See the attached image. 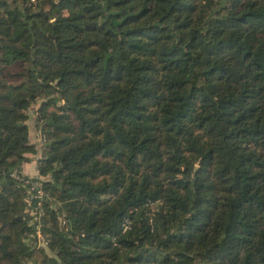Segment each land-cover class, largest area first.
Segmentation results:
<instances>
[{
  "label": "trees",
  "instance_id": "1",
  "mask_svg": "<svg viewBox=\"0 0 264 264\" xmlns=\"http://www.w3.org/2000/svg\"><path fill=\"white\" fill-rule=\"evenodd\" d=\"M0 264H264V0H0Z\"/></svg>",
  "mask_w": 264,
  "mask_h": 264
},
{
  "label": "built area",
  "instance_id": "2",
  "mask_svg": "<svg viewBox=\"0 0 264 264\" xmlns=\"http://www.w3.org/2000/svg\"><path fill=\"white\" fill-rule=\"evenodd\" d=\"M29 2L36 4L37 0H29ZM35 6V5H34ZM39 138H42L44 140L43 136H38ZM30 181V180H27ZM31 186L29 189V194L28 196H26V201H28L31 204V199H35L36 200V204L34 205V207H31V211L30 213L33 214V220H36L40 217V215L43 213L42 211H44L43 205H44V199H46L47 197H49L48 192L45 190L44 185H43V181L42 179H34L31 180L30 182ZM39 234V243L41 244L46 242L47 240L44 239V237L42 236V233L40 232V230L37 231Z\"/></svg>",
  "mask_w": 264,
  "mask_h": 264
},
{
  "label": "crops",
  "instance_id": "3",
  "mask_svg": "<svg viewBox=\"0 0 264 264\" xmlns=\"http://www.w3.org/2000/svg\"><path fill=\"white\" fill-rule=\"evenodd\" d=\"M32 123H31V126H32ZM33 129H32L33 131L31 130V132H33V134L32 133H30V134H31V139L35 140L36 139V135L38 136V132H37V129L35 128V126H34V123H33ZM22 170L25 173H28L30 175H37L38 174V169H37V165H36V159H35L34 155H31V159L29 161H25L23 163Z\"/></svg>",
  "mask_w": 264,
  "mask_h": 264
},
{
  "label": "rangeland",
  "instance_id": "4",
  "mask_svg": "<svg viewBox=\"0 0 264 264\" xmlns=\"http://www.w3.org/2000/svg\"><path fill=\"white\" fill-rule=\"evenodd\" d=\"M30 122L32 123V120H30ZM30 126H31V124H30ZM32 129H33V123H32V126H31L30 130H32ZM31 133L33 134V132H31ZM47 244H48L47 241L44 242V243L41 242V245H43L44 247H47ZM48 251H49V253H52V255H54V253L52 251H50V249H48Z\"/></svg>",
  "mask_w": 264,
  "mask_h": 264
}]
</instances>
